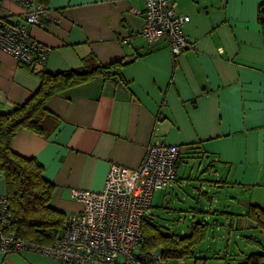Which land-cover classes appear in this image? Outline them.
<instances>
[{
    "label": "crops",
    "instance_id": "crops-1",
    "mask_svg": "<svg viewBox=\"0 0 264 264\" xmlns=\"http://www.w3.org/2000/svg\"><path fill=\"white\" fill-rule=\"evenodd\" d=\"M170 1L177 14L189 16L182 30L192 46L177 55L165 37L148 42L141 36L143 0H49L55 22L29 26L48 47L43 64L18 63L0 48V112L37 89L40 69L79 68L90 57L127 62L121 83L94 78L48 97L46 108L58 123L45 136L19 130L12 148L42 163L54 187L50 203L67 216L82 208L70 189L100 190L109 163L128 172L152 141L176 145L177 177L164 199L177 185L184 206L151 205V213L152 207H170L163 210L185 219L196 207L207 211L206 220L221 214L231 228H253L246 208L264 206V39L256 19L264 0ZM25 10L1 0L7 21H20ZM225 187L234 191L230 197L241 212L210 209ZM5 192L0 174V194ZM0 264L65 263L34 250L0 249Z\"/></svg>",
    "mask_w": 264,
    "mask_h": 264
},
{
    "label": "built area",
    "instance_id": "built-area-1",
    "mask_svg": "<svg viewBox=\"0 0 264 264\" xmlns=\"http://www.w3.org/2000/svg\"><path fill=\"white\" fill-rule=\"evenodd\" d=\"M14 1L26 10L20 21H7L0 11V48L18 63L43 64L48 47L32 36L29 26L52 25L51 10L33 0ZM143 1L140 34L146 41L165 37L172 55L192 46L182 30L188 15L177 14L170 0ZM178 155V146L152 141L136 168L123 172L120 164L109 163L100 190L70 189L82 208L66 216L58 235L47 244L24 239L10 229L8 200L0 194V249L34 250L65 264H165L158 249L139 251L136 246L152 195L177 177Z\"/></svg>",
    "mask_w": 264,
    "mask_h": 264
},
{
    "label": "trees",
    "instance_id": "trees-1",
    "mask_svg": "<svg viewBox=\"0 0 264 264\" xmlns=\"http://www.w3.org/2000/svg\"><path fill=\"white\" fill-rule=\"evenodd\" d=\"M47 6L49 0H33ZM256 19L264 39V1L257 5ZM36 61L30 63L34 64ZM127 62L118 58L100 62L96 58L83 59L79 68L57 72L35 71L39 86L22 103L0 112V174L4 179L9 209V227L24 238L47 244L59 233L65 213L50 203L53 183L43 175L42 163L33 156H25L12 148L14 135L21 129L37 135H47L59 119L46 108L48 97L94 78L121 83V67ZM178 162V161H177ZM176 162V164H177ZM177 167V165H176ZM159 208V207H158ZM169 210L170 207H161ZM166 210V211H167ZM185 216V229L170 231L149 213L141 220L139 251L158 249L165 264L193 256L194 246L207 230V211L193 207ZM222 214L227 213L221 211ZM245 216L264 235V206L249 203ZM231 228V222L229 223ZM232 229V228H231ZM249 244H258L255 237L242 235ZM236 264H264V250H254L241 256Z\"/></svg>",
    "mask_w": 264,
    "mask_h": 264
},
{
    "label": "rangeland",
    "instance_id": "rangeland-1",
    "mask_svg": "<svg viewBox=\"0 0 264 264\" xmlns=\"http://www.w3.org/2000/svg\"><path fill=\"white\" fill-rule=\"evenodd\" d=\"M184 168V165H182ZM182 173V170L179 172ZM166 186L155 190L151 198V205L157 206L160 204L169 205L171 207H183L181 202L177 200H183L182 190L175 185L174 190L169 192L166 201L164 199ZM234 191L231 188L225 187L220 188L216 192V199L211 201L210 209H226L235 212L238 211V203L230 196L234 195ZM185 198V197H184ZM202 199V203L207 202ZM171 203L170 204H167ZM261 206V205H260ZM152 207L153 215L155 220L162 224L165 228H169L170 231H181L185 229L186 221L183 219H175L179 213L177 211H166ZM151 213V210H150ZM218 218V219H216ZM209 220L208 228L204 235L199 239L198 243L194 246V254L191 257L185 258L183 264H236L237 260L246 253L254 250H264V235L258 228H247V229H235L230 228L229 224L225 221V217L221 214L214 217L212 214L207 215ZM216 219V220H215ZM259 242L257 244H249L245 241L242 235L248 232ZM136 249L139 250L138 245ZM134 264V263H130ZM171 264H177L175 260L171 261Z\"/></svg>",
    "mask_w": 264,
    "mask_h": 264
}]
</instances>
